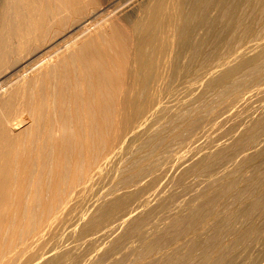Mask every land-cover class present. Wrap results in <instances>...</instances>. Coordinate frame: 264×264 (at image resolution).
Instances as JSON below:
<instances>
[{"label":"bare ground","instance_id":"6f19581e","mask_svg":"<svg viewBox=\"0 0 264 264\" xmlns=\"http://www.w3.org/2000/svg\"><path fill=\"white\" fill-rule=\"evenodd\" d=\"M253 84L264 0H0V264H233L264 237Z\"/></svg>","mask_w":264,"mask_h":264},{"label":"rangeland","instance_id":"374dc122","mask_svg":"<svg viewBox=\"0 0 264 264\" xmlns=\"http://www.w3.org/2000/svg\"><path fill=\"white\" fill-rule=\"evenodd\" d=\"M88 1H89V0H88ZM90 1H91V0H90ZM95 1H96V0H95ZM181 86H182V85H181ZM250 86H252V88H251ZM250 86H249L250 89H253V90L250 91V89L247 88V89H246V94H245V96L250 95V96H248V98L250 99V102L247 103V101H249V99L245 98V99H247V101L244 99V101L242 100L241 103H240V105L242 106V108H241V106L238 105L239 103L237 104V106H239L241 109H239L237 106H234L235 108L233 107L234 112H235V110H237V112L239 111L238 113L241 114V119L243 118V116H242V115H243V114H242L243 112H244V114L247 115V114L249 113V111L251 112L252 109H253L252 111H254V108H257L256 105H258V106L261 105L260 103H258V101H259V102H264V101H261V99L264 100V99H263V98H264V95H261L262 92H258V88H257L258 85H254V84H253V85H250ZM182 88H183V87H182ZM182 88H181V89H182ZM254 88H255V89H254ZM256 88H257V95H256V93L254 94V92L256 91ZM247 90H248V91H247ZM254 90H255V91H254ZM253 91H254V92H253ZM250 92H251V93H250ZM249 93H250V94H249ZM260 93H261V94H260ZM252 94H254V95L252 96ZM263 94H264V93H263ZM262 96H263V98H262ZM251 97H252V98H251ZM255 99H256L257 101H255ZM253 100H254L255 102H254ZM245 101H246V102H245ZM242 102H243V103H242ZM246 103H247V105H246ZM249 103H250V104H249ZM242 104L244 105V107H243ZM251 105H252V106L255 105L254 108H253V107L251 108ZM248 106H250V107H248ZM245 107H247V108H245ZM243 108H244V110L242 111ZM246 109H247V110L249 109L248 112L245 111ZM233 110H231V112H230L231 114L234 113ZM246 112H247V113H246ZM235 114H236V116H239V115H237V113H234V114H233V117H234ZM231 117H232V116H231ZM239 117H240V116H239ZM245 117H247V116L244 115V118H245ZM236 118H237V117H235V119H234V118H232L231 120L229 119L230 121H229V120H228V121H229L230 123H231V122L234 123V122L237 120ZM239 119H240V118H239ZM239 119H238V120H239ZM233 120H234V121H233ZM228 121H227V122H228ZM227 122H225V123H227ZM205 123L208 124V125H207V126L209 127L208 130L211 131V128H210L211 124H209L210 122H208V123H207V121L204 122V126H205V129H206L207 126H206ZM230 123H227V124L230 125ZM227 124H221L222 127L219 125V126H220V129H219L218 126H216V128L214 127V129L212 128L213 130H218L219 132H218V131H217V132H212V131H213V130H212L211 132L214 133V134H213L214 136H213L212 134L209 135V133H210V132H209L208 134H206V137L208 136L207 138L205 137L206 140L209 139V138L211 137V135L213 136V138H214L215 136H216V138H217V136L219 135L218 133H221V132H222V133H221L220 136L223 135V137H224L225 134H224L223 132H225V128H226V127L228 128V127L231 126V125H230V126H227ZM231 124H232V123H231ZM209 125H210V126H209ZM223 125H224V127H223ZM232 125H233V124H232ZM217 127H218V129H217ZM222 128H223V129H222ZM222 130H223V131H222ZM207 132H208V131H207ZM207 132H206V133H207ZM215 133H216V135H215ZM209 136H210V137H209ZM205 138H204V139H205ZM211 138H212V137H211ZM218 138H220V137L218 136ZM201 141H204V140L202 139ZM102 182H104V181H102ZM105 182H106V181H105ZM105 182H104V185L101 183L103 186H101V184H100V187H99L100 189L103 188V190H104V188L106 187V185H105L106 183H105ZM109 185H110V184H107V187H108ZM104 186H105V187H104ZM263 233H264V232H263ZM263 233H261V234L264 236ZM262 235H260V236H262ZM71 238H72V237H70L69 240H70ZM73 238H76V237L73 236ZM73 238H72L71 240H73L72 242L74 243V242H75V239H73ZM259 238H261V237H259ZM69 240H65V242H66V241L68 242V243L66 242L65 244L69 245V242H71V241H69ZM47 241H48V240H47ZM47 241H45L46 244L44 243L45 246L49 247L50 245H52V244H51L52 241H53L52 239H51V241L49 240V242H47ZM76 241H77V239H76ZM258 241H259V242H258ZM72 242H71V243H72ZM253 243H254V242H253ZM253 243H252V244H253ZM256 243H257V244H256ZM75 244H76V243H75ZM107 244H108V243H107ZM255 244H256V245H255ZM70 245H74V244H70ZM105 245H106V243H105ZM105 245H104V246H105ZM250 245H251V244H250ZM45 246H44V247H45ZM83 246H84V244H83ZM248 246H249V245H247V244H246V245H243V246H241V247L236 251V253H234L235 255H233V256H234V257H233V260H234V261H233V264H264V254H263V253H264V249H263V247H264V237H262L261 239H258L257 242H255V243L253 244V246L251 245V246H249V248H247ZM240 251H241L242 253H241ZM252 252H253V253H252ZM120 253H121V252H120ZM120 253H117L116 256H115V255H112V256H114L115 258H118V257L120 258V256L122 255L123 252H122L121 254H120ZM239 253H240V255H239ZM252 254H253V255H252ZM237 255H239V256H237ZM133 256H134L133 254H132V255L130 254V257L128 256L127 259L129 258V260H131V259H133ZM241 256H242V257H241ZM243 256H244V257H243ZM252 256H253L254 258H253ZM114 257H112V258L108 257V258H110L109 260L111 261L112 259H114ZM131 257H132V258H131ZM236 257H237V258H236ZM245 257H246V258H245ZM249 257H250V258H249ZM124 258H125V260H126V257H124ZM243 258H244V259H243ZM259 259H260V260H259ZM262 259H263V260H262ZM254 260H255V261H254ZM104 261H105V258H104ZM107 261H108V260L106 259V262H107ZM258 261H259V262H258ZM102 262H103V261H102ZM108 262H109V261H108ZM100 264H102V263H100ZM104 264H106V263L104 262ZM107 264H108V263H107Z\"/></svg>","mask_w":264,"mask_h":264}]
</instances>
